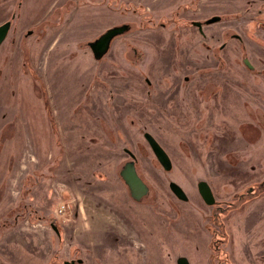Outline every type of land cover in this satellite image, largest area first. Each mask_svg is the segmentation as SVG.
I'll list each match as a JSON object with an SVG mask.
<instances>
[{"label": "rangeland", "instance_id": "1", "mask_svg": "<svg viewBox=\"0 0 264 264\" xmlns=\"http://www.w3.org/2000/svg\"><path fill=\"white\" fill-rule=\"evenodd\" d=\"M63 1L0 0V264H264V0H107L114 15L56 20ZM124 24L96 61L88 43Z\"/></svg>", "mask_w": 264, "mask_h": 264}, {"label": "water", "instance_id": "2", "mask_svg": "<svg viewBox=\"0 0 264 264\" xmlns=\"http://www.w3.org/2000/svg\"><path fill=\"white\" fill-rule=\"evenodd\" d=\"M216 21L217 18L211 19L208 23H213ZM193 24L194 26L201 29L199 23H193ZM8 30H9V22L0 25V45L4 41ZM128 30L129 27L126 24L115 26L106 30L94 41L88 43V46L93 54L94 59L100 60L107 53L112 40L118 36L125 34ZM143 138L146 140L147 144L149 145L153 155L160 164L161 168L166 172L170 171L172 167L171 161L168 155L166 154V152L163 150V148L149 133H144ZM124 151L130 155V158L132 160L135 159V157L129 150L125 149ZM119 175L123 183L126 185L130 198L133 201L139 202L141 198L147 194L148 188L140 179V177L137 175L132 162L125 164L122 170L120 171ZM168 188L178 200L184 202L187 201V196L185 195V193L183 192V190L179 185H177L174 182H169ZM197 191L199 196L207 206L213 205V203L215 202L214 197L207 183L203 181L199 182L197 184ZM51 227L55 231V233L58 234L57 228L54 225H52ZM63 264H83V262L81 260H76V261L71 260V261H65ZM177 264H189V263L185 258H179L177 260Z\"/></svg>", "mask_w": 264, "mask_h": 264}, {"label": "flooded vegetation", "instance_id": "3", "mask_svg": "<svg viewBox=\"0 0 264 264\" xmlns=\"http://www.w3.org/2000/svg\"><path fill=\"white\" fill-rule=\"evenodd\" d=\"M12 1H16V0H12ZM6 2H8V0L6 1L5 0V3ZM18 3V7H21V5L20 4H22L21 2H17ZM114 5V4H113ZM113 5L112 4H110L109 5V3H108V1L107 0H64L63 2H61V3H59V6H57L56 8V12H57V18H56V20H61V18L62 17H64L65 15H67L68 16V19L70 20L72 17H73V15H76L78 12H81V15H83V14H85L86 13V15H88V18H93V14H98L99 12H102V11H104V9H102V8H106V10H107V12H111L113 15H114V11H113ZM80 8V9H79ZM89 15H92V17L91 16H89ZM14 17H15V15H12L11 16V20H13L14 19ZM87 18V19H88ZM215 18H217V21L219 20L218 19V17H211L210 19H207L206 21H203V23H199V22H192V25L194 26V24L193 23H199L200 24V27H201V29H199L198 27H196V26H194V27H196L197 28V30H198V32H199V34L200 35H202L203 36V32H202V27H203V24L204 23H206V24H213V23H217V21L216 22H213V23H208L211 19H215ZM82 18L80 17V19L79 20H81ZM68 20V21H69ZM6 22H9V30H8V32H7V35H8V33L10 32V30H11V26H12V22L10 21V20H5V21H3L0 25H2V24H4V23H6ZM78 22H81V21H77V22H75V24H77ZM112 27H114V26H111V27H109V28H112ZM129 27V26H128ZM109 28H107L106 30H108ZM106 30H104L101 34H103ZM100 34V35H101ZM7 35H6V37H5V39L7 38ZM27 37H29V36H31L32 35V32L31 31H28L27 32ZM99 35V36H100ZM98 36V37H99ZM122 36V35H121ZM97 37V38H98ZM118 37H120V36H118ZM96 38V39H97ZM117 38V37H116ZM116 38H114L113 40H112V42L116 39ZM5 39H4V41H5ZM233 39H235L236 41H238V42H240L241 40H240V37L239 36H237V35H234L233 36ZM3 41V42H4ZM2 42V43H3ZM111 42V43H112ZM2 43H1V45H2ZM0 45V46H1ZM111 45V44H110ZM87 49H89L90 50V48H89V46L87 45ZM109 49H110V47H109ZM109 49H108V51H109ZM219 49L220 50H222V49H224V47L223 46H220L219 47ZM108 51H107V53H108ZM90 53H91V56L93 57V54H92V52H91V50H90ZM106 53V54H107ZM105 54V55H106ZM104 55V56H105ZM103 56V57H104ZM102 57V58H103ZM101 58V59H102ZM62 59V58H61ZM65 59H67L66 57H65ZM64 59V60H65ZM100 59V60H101ZM100 60H96V61H100ZM242 65H243V67H245L246 69H248V70H252V66H251V64H249L248 63V61L246 60V59H244L243 60V63H242ZM185 80H187L186 78H185ZM127 150V149H126ZM127 153V152H126ZM128 154V153H127ZM128 157L130 158V155L128 154ZM129 162H132L133 163V166L135 165V159L134 160H132L131 158H130V161H127L126 163H124V165L125 164H127V163H129ZM124 165H123V167H124ZM135 168V167H134ZM145 184V183H144ZM147 186V185H146ZM148 188V187H147ZM148 192H149V189H148ZM148 192H147V194L144 196V197H142L141 198V200L143 199V198H145L147 195H148ZM198 192V191H197ZM200 199H201V197H200ZM140 200V201H141ZM202 200V199H201ZM203 201V200H202ZM204 203V202H203ZM205 204V203H204ZM206 205V204H205ZM55 232V231H54ZM59 236V235H58ZM65 262V261H64ZM63 262V263H64Z\"/></svg>", "mask_w": 264, "mask_h": 264}, {"label": "built area", "instance_id": "4", "mask_svg": "<svg viewBox=\"0 0 264 264\" xmlns=\"http://www.w3.org/2000/svg\"><path fill=\"white\" fill-rule=\"evenodd\" d=\"M65 210V206L63 204L58 205L57 212L58 214H63Z\"/></svg>", "mask_w": 264, "mask_h": 264}]
</instances>
